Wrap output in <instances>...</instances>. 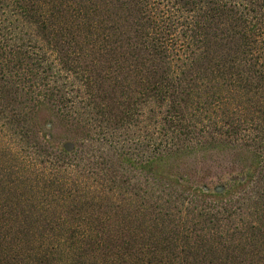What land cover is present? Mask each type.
I'll list each match as a JSON object with an SVG mask.
<instances>
[{
	"label": "trees",
	"instance_id": "16d2710c",
	"mask_svg": "<svg viewBox=\"0 0 264 264\" xmlns=\"http://www.w3.org/2000/svg\"><path fill=\"white\" fill-rule=\"evenodd\" d=\"M0 264H264V0H0Z\"/></svg>",
	"mask_w": 264,
	"mask_h": 264
},
{
	"label": "rangeland",
	"instance_id": "374dc122",
	"mask_svg": "<svg viewBox=\"0 0 264 264\" xmlns=\"http://www.w3.org/2000/svg\"><path fill=\"white\" fill-rule=\"evenodd\" d=\"M211 155H220L222 158H226V157H228L230 155V152H228V150H227V151H224V152L219 153V154L214 153V154H211ZM212 170H213V167H212L211 171Z\"/></svg>",
	"mask_w": 264,
	"mask_h": 264
},
{
	"label": "water",
	"instance_id": "95a60500",
	"mask_svg": "<svg viewBox=\"0 0 264 264\" xmlns=\"http://www.w3.org/2000/svg\"><path fill=\"white\" fill-rule=\"evenodd\" d=\"M216 188H218V186Z\"/></svg>",
	"mask_w": 264,
	"mask_h": 264
}]
</instances>
